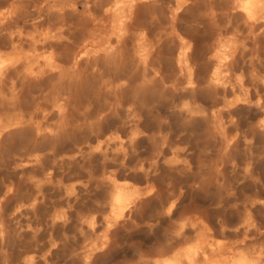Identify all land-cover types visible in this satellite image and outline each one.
<instances>
[{"label":"bare ground","instance_id":"obj_1","mask_svg":"<svg viewBox=\"0 0 264 264\" xmlns=\"http://www.w3.org/2000/svg\"><path fill=\"white\" fill-rule=\"evenodd\" d=\"M261 42L264 0H0V153L5 136L20 141L0 210L34 216L15 221L21 245L0 247V264H63L56 230L65 238L73 222L74 264H109L140 231L146 243L123 264H264V152L235 154L254 143L242 110L264 139ZM165 98L189 133L218 140L217 154L135 153L155 141L142 121ZM75 132L48 161V141Z\"/></svg>","mask_w":264,"mask_h":264},{"label":"rangeland","instance_id":"obj_2","mask_svg":"<svg viewBox=\"0 0 264 264\" xmlns=\"http://www.w3.org/2000/svg\"><path fill=\"white\" fill-rule=\"evenodd\" d=\"M155 3L157 5V7L161 8L163 11H167V6L165 5V3H158V2H155ZM261 44H262L261 45L262 48H260V54L262 56L260 55V57H261V59H263L264 58V42H261ZM186 85H187V81L185 83V86ZM169 96L171 97L170 94H169ZM179 96H180V93L176 95V98L178 99V101H179ZM167 103H168L167 98L161 99V101L156 102L155 103L156 105L154 104L155 109H151V111L148 113V119L149 120L144 119L142 121V122H148L147 123L148 124L147 129H148L149 133H151V134L154 133V134H158V135L161 133V135H159V136L156 135L157 137H156L155 141L154 140L153 141L152 140L140 141L135 147V153L139 152V153H137L138 155L140 154L141 157H144L145 159L149 160V159H152L153 155L156 152L163 153L167 148H170V147L179 148L181 150L185 149V150L191 151L195 154L198 153L199 151L205 150L211 156H213L219 152L218 140H211L207 143V145H205V143L203 141V137H202L200 132L196 135V137H198V138H196L195 135H192L191 133L188 132V129L184 125H181L180 123H178V122H186V121L181 116L177 115V113L175 112L176 111L175 107H171ZM242 114H243V116L244 115L245 116L243 117ZM254 116H256V112L252 109L251 110L250 109H244L239 113V118L241 120H240V122H238V125L240 128L241 134L242 135H248V137L249 136L253 137L254 143H253V145H251L247 148L244 144H241V146H239L235 150V154L237 156L242 157L245 154H249V153H253V152H254V154H260V153L264 152V139L259 134H257V133L252 134L250 131V126L253 123H256V122H250ZM263 116H264V109H263V112L261 113V115L258 116V118L263 117ZM117 117H119V115H117ZM107 123H115L119 127L121 126V120L120 119H118L115 122H112L111 120H109ZM82 135H83V132L82 133H80V132L68 133V134H66V137H64V139L62 141H60L56 137L51 138L48 141L49 144H48V149H47V153H48V155H47L48 159L47 160L51 161L52 157H55L56 156L55 154L60 152V148L63 146H66L69 143V141H72V138H80ZM161 138H162V140H161ZM26 140H28V139H26ZM185 140L187 142H185ZM19 142H20L19 139L13 133L5 136V138L3 139L2 151L0 153V185L2 184L3 181H7L9 178H14L16 181H18V178H16L12 173L11 157H12L13 153L16 152V149L19 145ZM28 143L29 142H27V141L23 142V144H28ZM242 146H245V147H242ZM139 148L141 151H138ZM142 150H144V152H142ZM155 163H156L155 161L151 160V165L149 167L150 170L154 169ZM27 177H28V174H26L25 178L22 181H20L21 188L24 187V189H22V191H21L22 194L26 193V191L29 189V185H28L29 181H28ZM229 180L231 181V179H229ZM262 180L264 181V179H262ZM91 195L93 196V194H91ZM92 196L86 197L81 202L82 205L80 204L78 206V208L79 209H85V208L90 207L91 205L93 206L94 205V198ZM241 196H242V191H241ZM16 198L19 199L20 195L16 196ZM52 198H49L48 201H54V199H56V197H52ZM205 198H203V199L205 201L206 206L216 207V202H217L216 195H213L211 197L207 196ZM209 199H211V200L209 201ZM211 201H213V202H211ZM213 205H215V206H213ZM12 209H13L12 205L10 203L9 204L7 203L0 210L4 225L7 226V231H8V238L0 240V247L3 248V250L8 249V251H10L9 247L12 245L15 247L18 245H21V243H19L20 237L18 236V230H17L18 226L15 224V221L20 219V218H23V217H30V216L34 217L30 213H28V214L23 213L21 216H19V218L16 217V219H12V221H11L10 214L12 213ZM47 215H48V210L46 211V207H43V209H41V210L39 209L37 211L35 217H38L39 219H41V217H42V219H43V218H46ZM75 225H76V223L73 222V225L68 227V229H67L68 232L65 231V233H66L65 238L61 237L62 233H63L61 230H59V229L56 230V233L58 234V236L60 237V240L62 242L61 250L63 252L60 254L59 257H60L63 264H74L72 256L69 255L68 253L71 252L75 247L76 242L73 240V237L76 234ZM142 232L143 231L135 232V233H131L130 235L122 237L118 246L116 248H114L108 256V257H110V260H108L109 264H123L127 260L131 259L134 256L137 249L141 245H144L146 243L148 233L146 231L143 233ZM132 234H133V236H132ZM41 237H44V236H41ZM25 239L29 240L30 235L25 236ZM14 256L15 257L17 256L16 251L14 252Z\"/></svg>","mask_w":264,"mask_h":264}]
</instances>
